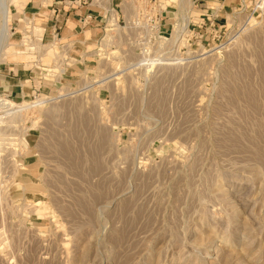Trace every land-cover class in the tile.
I'll return each instance as SVG.
<instances>
[{"label":"rangeland","instance_id":"obj_1","mask_svg":"<svg viewBox=\"0 0 264 264\" xmlns=\"http://www.w3.org/2000/svg\"><path fill=\"white\" fill-rule=\"evenodd\" d=\"M129 6L77 79L0 117V264H264V0L215 42Z\"/></svg>","mask_w":264,"mask_h":264},{"label":"crops","instance_id":"obj_2","mask_svg":"<svg viewBox=\"0 0 264 264\" xmlns=\"http://www.w3.org/2000/svg\"><path fill=\"white\" fill-rule=\"evenodd\" d=\"M186 1L192 9L183 13L176 1L158 0L164 32L173 29L182 13L207 26L212 21L223 30L229 18L245 3V0H182V4ZM102 2L100 7L97 0H8L14 38L0 74L1 93L20 102L22 96L31 95L34 88L48 94L63 80L77 79L80 71L92 62L94 46L108 26L106 9H114L119 14L123 13V8L126 10L123 0ZM25 38H29L30 45L24 44ZM57 54L62 61L61 76L47 79L45 74L56 63Z\"/></svg>","mask_w":264,"mask_h":264},{"label":"built area","instance_id":"obj_3","mask_svg":"<svg viewBox=\"0 0 264 264\" xmlns=\"http://www.w3.org/2000/svg\"><path fill=\"white\" fill-rule=\"evenodd\" d=\"M123 1H124V4L128 7L127 8V17L129 19L133 18V15H131L132 11H131V8L129 6V3H131V4L141 3V4L145 5L146 8H148L150 11H152L153 14H156V15L148 16L147 21L151 25L150 27L153 30L154 35L159 40H161L162 42L163 41L165 42V41L168 40L167 37H166L167 33L164 32L163 29H162V16H161L162 8L160 7V5L158 3V0H123ZM102 3H103L102 0H97L96 4H98V6L101 7ZM157 10H159V11L157 12ZM106 12L109 14V17H111L112 14L117 13L116 10H114V9H107ZM235 15H236V13H235ZM137 24L138 25L141 24L139 22V20H138ZM191 25L192 24H188L186 27L183 26L181 29H179L178 33H180V34H186V33L194 34L195 30L194 31L191 30V27H194V26H191ZM230 25L231 24L228 23L227 27H225L223 30H221L220 28H218L215 25V23H213L212 21H209L208 22V26L205 23H198L197 30H198V32H201L203 29L206 32L210 31L209 33L212 36V42H215L216 40L222 38V35L226 34L225 31H227V29H228V27ZM9 28H10L9 29V33H11L9 38L5 37L3 34L0 35V74H1V71H2V67L7 62V59H8V56H9V51L8 50H9V47L11 45V38H13V36H14V30L12 29L10 24H9ZM31 50H33V48ZM58 63H59V66H60L61 61H58ZM56 65H57V63L54 64V66L52 67L51 71H53V69L55 68ZM58 69H59V67H58ZM48 72H50V71H48ZM42 98H48V97H43L40 89L34 88V91H33V93L31 95L22 96V99H21L20 102H15L10 96L3 95L1 93V87H0V100H4L7 103H9L10 107H11V103L10 102H13V106H20V105L25 103L26 99H29L31 107H35L37 104H39L38 102ZM5 109H6V107H4V106H2L0 104V113L5 111ZM15 111L18 112V109L13 110V112H15ZM24 111H26V110H23V111L18 112V113H22ZM14 115H16V114H14Z\"/></svg>","mask_w":264,"mask_h":264},{"label":"bare ground","instance_id":"obj_4","mask_svg":"<svg viewBox=\"0 0 264 264\" xmlns=\"http://www.w3.org/2000/svg\"><path fill=\"white\" fill-rule=\"evenodd\" d=\"M7 2H8V0H0V29H1V33L5 37H8L9 38L10 35H11V33H9V29H10L9 28V24H10V22H9V14H8V5H7ZM113 20H114L113 23H114V26H115V21L116 20L115 19H113ZM0 85H1V81H0ZM3 101L4 100H0V102H3ZM3 103H0V104L3 105L4 107H6V109H5V111H3V112L0 113V117L5 116L7 118L9 116H13L14 114H17L18 113L16 111L13 112V110L19 108L18 106H13V102H10L11 103V107L9 106V103H7L6 101H4ZM21 111H19V112H21ZM1 146L2 145L0 144V149H1Z\"/></svg>","mask_w":264,"mask_h":264}]
</instances>
